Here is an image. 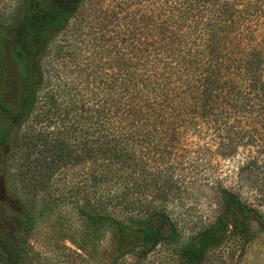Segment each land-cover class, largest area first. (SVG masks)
<instances>
[{
    "label": "trees",
    "instance_id": "trees-1",
    "mask_svg": "<svg viewBox=\"0 0 264 264\" xmlns=\"http://www.w3.org/2000/svg\"><path fill=\"white\" fill-rule=\"evenodd\" d=\"M258 118L264 0H0V180L19 206L0 201L5 264L27 261L24 197L57 183H76L78 216L120 256L169 242L201 264L263 223L216 185L213 215L186 234L177 197L221 183L215 159L235 157Z\"/></svg>",
    "mask_w": 264,
    "mask_h": 264
},
{
    "label": "rangeland",
    "instance_id": "rangeland-1",
    "mask_svg": "<svg viewBox=\"0 0 264 264\" xmlns=\"http://www.w3.org/2000/svg\"><path fill=\"white\" fill-rule=\"evenodd\" d=\"M9 2L10 0H6ZM258 118L252 140L248 134L239 142L235 157L215 159L221 183H184L186 191L177 197L180 225L186 234L214 213L213 186L225 187L257 211L260 222L250 224L249 235L233 230L218 246L210 249L201 264H264V127ZM76 183H57L44 200L24 197L35 224L27 234L29 243L25 264H186L178 254L179 245L162 242L144 246L120 256L116 241L107 229H88L76 208L80 196L69 188ZM212 185V186H211ZM22 196V195H18ZM5 200L0 180V201ZM11 211L18 212V202L5 200ZM128 246L125 247L127 249ZM0 264H5L0 251Z\"/></svg>",
    "mask_w": 264,
    "mask_h": 264
}]
</instances>
